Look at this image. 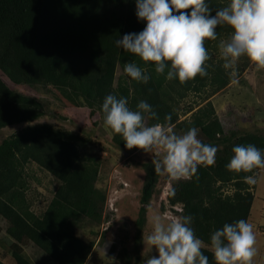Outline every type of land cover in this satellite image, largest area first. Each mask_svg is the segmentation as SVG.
<instances>
[{"label": "trees", "instance_id": "obj_1", "mask_svg": "<svg viewBox=\"0 0 264 264\" xmlns=\"http://www.w3.org/2000/svg\"><path fill=\"white\" fill-rule=\"evenodd\" d=\"M216 9L229 0H206ZM145 26L136 16L135 0H0V73L14 84L49 85L58 97L74 106L87 107L90 114L103 113L102 103L108 94L124 97L135 110L139 101L150 104L161 123L187 131L195 127L211 139L223 133V127L208 101L191 113L190 120H179L175 104L187 91L199 92L209 86L215 93L229 82L221 64L211 60V49L232 29L218 26L217 40H206L209 52L207 75L184 84L158 75L154 62L144 63L138 56L118 48L115 41L127 33H138ZM135 62L150 79L137 82L124 71L117 77V67ZM117 79V80H116ZM171 121H165L166 114ZM44 114L41 98L11 88L0 75V129L26 123L0 141V216L7 222L6 234L12 239L10 255L15 264H35L23 245L32 243L57 264H84L94 247L76 233L82 221L98 225L102 218L105 192L96 186L99 175L97 158L81 154L75 133L54 128L49 123L31 124ZM111 141L128 149L119 134ZM253 144L264 150V133L245 131L227 140L216 153L215 164L199 166L191 179L172 180L167 193L171 207L180 205L179 216L191 215L195 235L205 242L202 249L215 264L210 235L225 223L248 219L254 194L243 182L251 173H233L226 169L232 148ZM28 162L48 171L58 185L41 214L34 213L26 201L22 172ZM138 215L139 231L146 222L150 203L160 174L152 162L144 164ZM231 183L232 192L224 193ZM139 257L136 255L135 263ZM0 264H5L0 260Z\"/></svg>", "mask_w": 264, "mask_h": 264}, {"label": "clouds", "instance_id": "obj_2", "mask_svg": "<svg viewBox=\"0 0 264 264\" xmlns=\"http://www.w3.org/2000/svg\"><path fill=\"white\" fill-rule=\"evenodd\" d=\"M136 16L145 22L138 33H127L115 41L118 48L138 56L144 63L154 62L155 72L166 79H178L180 84L206 76L209 52L206 40H217V27L229 26L232 31L218 44L219 57L233 82L238 75L237 62L242 56L257 68L264 69V0H229L213 11L206 0H135ZM124 73L137 82L148 83L150 76L135 62L126 63ZM104 125L119 134L128 149L138 148L153 153L154 171L167 174L173 180L191 179L199 166L215 164L217 147L198 139L195 127L177 134L172 127L149 125L145 116L159 121L158 114L141 100L133 110L124 97L108 94L102 103ZM165 121H171L166 114ZM226 164L229 172L251 173L264 168V150L253 144L232 148ZM243 182L256 184L254 175L243 176ZM193 217L182 215L151 219L152 231L143 243L157 255L149 256L144 264H209L202 249L205 242L190 226ZM254 225L246 219L225 223L210 235V247L215 264H253L257 254Z\"/></svg>", "mask_w": 264, "mask_h": 264}, {"label": "rangeland", "instance_id": "obj_3", "mask_svg": "<svg viewBox=\"0 0 264 264\" xmlns=\"http://www.w3.org/2000/svg\"><path fill=\"white\" fill-rule=\"evenodd\" d=\"M229 35L222 39H227ZM210 51L211 60L222 66L218 45ZM237 72L236 82L229 78V82L215 93H211L209 86L199 92L187 91L175 104L179 120H190L191 113L198 107L208 101L212 104L223 133L207 139L197 130L198 139L217 149L245 131L264 133V69H257L246 56H242L237 62ZM122 74L123 69L118 66L116 76ZM0 75L11 88L43 101L44 114L31 124L49 123L54 128L77 134L81 154L97 158L100 163L96 186L105 192L101 221L94 225L85 220L76 228L82 240L94 241L93 254L89 261L87 259V264H134L136 255L139 257L138 263L144 264L149 256L157 255L155 248L151 249L143 243V237L152 231V217L159 215L167 222V218L179 217L176 212L180 211V205L171 207L166 198L173 179L167 174H160L147 206L146 222L140 231L135 223L145 179L144 164L152 162L157 150L145 153L141 149H121L111 141L112 130L104 125V113L90 114L87 107L66 103L49 85L14 84ZM25 125L22 123L0 129V141ZM172 128L177 134L185 132ZM22 175L26 201L34 213L41 214L51 200L58 181L34 162L24 165ZM254 176L257 182L250 186L254 199L247 221L254 225L256 235L257 254L253 264H264V168L256 170ZM222 189L224 193H231V183L224 184ZM7 225L0 216V260L5 264H15L10 255L12 239L5 232ZM23 250L35 264H57L32 243L24 244Z\"/></svg>", "mask_w": 264, "mask_h": 264}, {"label": "crops", "instance_id": "obj_4", "mask_svg": "<svg viewBox=\"0 0 264 264\" xmlns=\"http://www.w3.org/2000/svg\"><path fill=\"white\" fill-rule=\"evenodd\" d=\"M92 254H93V252H91V255H90V254L88 255V257L86 258V260H85L84 264H87V262H88V261H89V259H90V256H92ZM87 259H88V261H87Z\"/></svg>", "mask_w": 264, "mask_h": 264}]
</instances>
